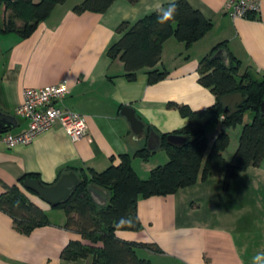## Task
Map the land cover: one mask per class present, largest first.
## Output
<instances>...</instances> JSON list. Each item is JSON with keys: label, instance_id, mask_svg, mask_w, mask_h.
Masks as SVG:
<instances>
[{"label": "crops", "instance_id": "1", "mask_svg": "<svg viewBox=\"0 0 264 264\" xmlns=\"http://www.w3.org/2000/svg\"><path fill=\"white\" fill-rule=\"evenodd\" d=\"M69 1L58 5L27 37L0 33V111L16 118V127L9 133L20 135L28 129L17 115L23 90L66 82L65 106L84 116L87 133L73 142L56 124L29 145L7 148L0 140V197L24 177L36 176L42 185L54 186L71 172L80 179L91 170L103 172L119 165L127 154L133 156L136 174L149 179L154 169L169 162L163 146L150 155H138L147 150L150 130L168 136L189 124L169 105L201 111L216 103L212 91L200 82L199 64L218 44L224 43L225 50L240 61V74L249 70L257 78L264 76V0L259 15L239 20L231 18L228 0H186L213 24L212 30L190 47L169 38L155 68H144L133 78L126 76L120 56L109 53L123 36L119 27L135 24L170 0L136 4L116 0L103 14H76L74 8L84 0ZM153 70L166 72V77L150 83ZM125 107L132 108L145 125L144 139H135L122 114ZM251 120L252 115L246 114L244 123ZM242 128H207L210 146L221 130L229 133L227 164L238 148ZM32 192L28 196L46 212L48 223L26 235L0 210V264H92V257H63L71 242H87L66 227L64 209L50 206ZM108 201L109 193L105 205ZM137 213L141 229L116 235L141 245L136 248L138 257L152 264H253L257 256L255 264H264V160L229 182L225 171L168 196L140 198Z\"/></svg>", "mask_w": 264, "mask_h": 264}, {"label": "trees", "instance_id": "2", "mask_svg": "<svg viewBox=\"0 0 264 264\" xmlns=\"http://www.w3.org/2000/svg\"><path fill=\"white\" fill-rule=\"evenodd\" d=\"M67 1L40 0L36 3L34 0H0V7L4 5L6 10L11 11L3 23L0 21V33H18L27 37L50 17L58 5ZM115 1L84 0L74 8V12L103 14ZM126 1L136 4L140 0ZM176 4L178 12L175 19L165 24L158 22L159 10L133 25L123 23L119 27L123 36L110 48L109 53L120 56L128 78H133L144 68H155L161 59L163 45L169 38L174 37L190 47L212 30L213 24L186 0H179ZM18 21L22 25H18ZM221 49H225L224 43L218 44L199 64L200 82L215 95L214 106L193 111L186 105H169L188 118L189 124L175 133L186 139L182 145L170 144L167 142L169 135L162 136V146L169 155L166 165L157 167L149 179L143 180L133 169V156L124 155L119 165H111L103 172L91 170L89 174H83L70 198L57 206L66 212V227L77 231L87 242H71L63 252L64 258L92 257V264H152L138 257L136 248L141 245L122 241L116 235L117 231L141 229L137 213L140 198L168 196L195 185L200 178L205 180L225 171L229 182L244 169L261 165L264 160V116L261 115L264 76L257 78L249 70L240 74V61L229 53L230 64L227 66L223 60L214 57ZM165 77L166 72H149L150 83ZM246 114L252 115L251 122L244 123ZM213 125L243 127L238 148L229 164L224 158V152L230 145L229 133L221 130L210 146L207 128ZM152 153L143 150L138 155ZM31 177L37 179L36 176ZM28 178L24 177L19 184L7 188V192L0 197V210L9 214L17 229L26 235L48 223L46 212L28 196L32 192L25 189ZM91 185L109 193L105 206L93 201L89 192Z\"/></svg>", "mask_w": 264, "mask_h": 264}, {"label": "built area", "instance_id": "3", "mask_svg": "<svg viewBox=\"0 0 264 264\" xmlns=\"http://www.w3.org/2000/svg\"><path fill=\"white\" fill-rule=\"evenodd\" d=\"M262 0H228L227 10L233 20L246 19L261 13ZM69 94L66 82L46 88H25L17 115L28 123V129L20 135L0 134L7 148L29 145L41 133L60 124L73 142L80 141L87 133L84 116L65 106Z\"/></svg>", "mask_w": 264, "mask_h": 264}, {"label": "water", "instance_id": "4", "mask_svg": "<svg viewBox=\"0 0 264 264\" xmlns=\"http://www.w3.org/2000/svg\"><path fill=\"white\" fill-rule=\"evenodd\" d=\"M215 58L223 60L227 66L230 64L228 51L225 49L219 50L215 55ZM122 114L127 118L131 124L132 132L135 135V139L140 141L144 139L146 134L145 125L136 117L135 111L132 108L125 107L122 110ZM261 115L264 116V100L261 104ZM17 120L15 117L4 114L0 111V134L8 133L15 129ZM147 151L155 152L162 146V136L153 130H150ZM185 138L180 135H169L167 142L173 145H182L185 142ZM79 177L71 172L62 176V178L54 186H44L37 179H27L25 181V188L33 191L41 199L52 207H57L66 202L73 194L75 189L79 186ZM90 195L95 203L105 206L108 193L96 186H89Z\"/></svg>", "mask_w": 264, "mask_h": 264}, {"label": "clouds", "instance_id": "5", "mask_svg": "<svg viewBox=\"0 0 264 264\" xmlns=\"http://www.w3.org/2000/svg\"><path fill=\"white\" fill-rule=\"evenodd\" d=\"M178 12V7L176 4V0H170L167 8L161 9L160 13L158 15V22L160 24H165L171 20H174L176 17V14ZM123 220V218H121ZM259 257H255L253 260V264H255V260Z\"/></svg>", "mask_w": 264, "mask_h": 264}, {"label": "rangeland", "instance_id": "6", "mask_svg": "<svg viewBox=\"0 0 264 264\" xmlns=\"http://www.w3.org/2000/svg\"><path fill=\"white\" fill-rule=\"evenodd\" d=\"M34 1H35L36 3L39 2V0H34ZM77 1H78V0H70L68 4L75 3V2H77ZM10 14H11V11H10V10H6V9H5V6L2 5V6L0 7V21H1V23H3L4 20L7 19L8 16H9ZM17 23H18V25H22V23H21L20 21H18ZM247 116H249V115H247ZM238 126H242V125H237L236 127H238ZM236 127H231V128H236ZM238 141H239V138H238Z\"/></svg>", "mask_w": 264, "mask_h": 264}]
</instances>
